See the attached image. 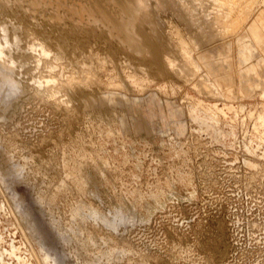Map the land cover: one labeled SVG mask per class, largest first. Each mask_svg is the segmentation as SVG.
Returning <instances> with one entry per match:
<instances>
[{
    "label": "rangeland",
    "instance_id": "obj_1",
    "mask_svg": "<svg viewBox=\"0 0 264 264\" xmlns=\"http://www.w3.org/2000/svg\"><path fill=\"white\" fill-rule=\"evenodd\" d=\"M257 6L0 0V264H264V85L199 58Z\"/></svg>",
    "mask_w": 264,
    "mask_h": 264
},
{
    "label": "crops",
    "instance_id": "obj_2",
    "mask_svg": "<svg viewBox=\"0 0 264 264\" xmlns=\"http://www.w3.org/2000/svg\"><path fill=\"white\" fill-rule=\"evenodd\" d=\"M252 2L258 5L255 16L254 7H252L242 23L232 29L234 34L239 32L234 42L238 47V69H234L228 56L219 62L206 53H200L199 56L211 79L231 95H236L234 85L236 76L240 80L238 91L242 94L250 92L253 86L264 85V71L263 73L259 71L263 67L261 63L264 62V0L261 2L252 0ZM231 44L227 43L228 51H230ZM258 51L263 54V57L253 55V52ZM253 58L256 59V62L248 65V62ZM258 79L263 80L258 81Z\"/></svg>",
    "mask_w": 264,
    "mask_h": 264
},
{
    "label": "bare ground",
    "instance_id": "obj_3",
    "mask_svg": "<svg viewBox=\"0 0 264 264\" xmlns=\"http://www.w3.org/2000/svg\"><path fill=\"white\" fill-rule=\"evenodd\" d=\"M26 1V0H25ZM53 1V0H52ZM56 1V0H55ZM58 2V1H57ZM26 3H28V2H26ZM54 3V2H53ZM68 3V2H67ZM49 4H50V2H49ZM56 4V3H55ZM27 5V4H26ZM53 5V4H52ZM58 5H59V3H58ZM71 5V4H70ZM88 5V4H87ZM65 7V6H64ZM41 9V8H40ZM56 9V8H55ZM91 9V8H90ZM94 11V10H93ZM94 13H95V11H94ZM98 14V13H97ZM107 14V13H106ZM67 15V14H66ZM99 16H100V12H99V14H98ZM68 16V15H67ZM93 16V15H92ZM131 18V17H130ZM86 19V18H85ZM89 19V18H88ZM103 19V18H102ZM101 20V19H100ZM108 21V20H107ZM105 22H106V20H105ZM87 23V22H86ZM91 23V22H90ZM98 25V24H97ZM111 25H114L113 23L111 24ZM115 27V28H114ZM114 29H116V25H114ZM110 28H111V26H110ZM122 28V27H121ZM125 28V27H124ZM118 30V29H117ZM118 32H119V30H118ZM122 32V31H121ZM121 41V40H120ZM136 42V41H135ZM137 46H139V45H137ZM142 48V47H141ZM134 49V48H133ZM138 50V49H137ZM139 51H141V50H139ZM257 73V72H256ZM217 91H219V87H217Z\"/></svg>",
    "mask_w": 264,
    "mask_h": 264
}]
</instances>
